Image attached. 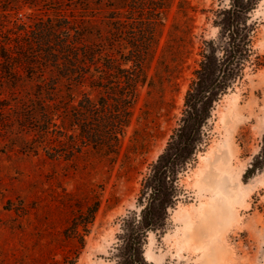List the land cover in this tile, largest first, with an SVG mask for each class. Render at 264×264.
<instances>
[{
    "label": "rangeland",
    "instance_id": "1",
    "mask_svg": "<svg viewBox=\"0 0 264 264\" xmlns=\"http://www.w3.org/2000/svg\"><path fill=\"white\" fill-rule=\"evenodd\" d=\"M92 1L97 0H0V5L21 4L7 23L12 26L31 13L53 14L58 6L79 13ZM180 1L174 0L167 12L160 47L148 71L154 84L141 88L131 124L117 147L106 151L80 144L73 130H54L48 142L41 143L32 132H21L13 116L0 112V264L116 263L123 218L142 208L143 180L179 126L204 40L217 37L216 11L229 3L187 0L181 8ZM252 18L258 21L254 61L264 56V0ZM172 29L174 48L159 65ZM7 96L2 93L0 99ZM202 137L193 159L179 171L180 195L169 210L165 231L149 232L145 256L153 264H264V163L252 168L263 147L264 64L247 63L243 77L215 102ZM220 145L228 147L231 157L218 168L228 172L242 196L234 204L235 218L215 232L223 246L212 244L215 255L208 260L204 253L209 244L184 234L188 220L198 219L200 204L214 197L212 185L201 178L206 169L201 156ZM96 203L99 208L89 230L80 227L83 240L70 226L74 217L88 215Z\"/></svg>",
    "mask_w": 264,
    "mask_h": 264
},
{
    "label": "trees",
    "instance_id": "2",
    "mask_svg": "<svg viewBox=\"0 0 264 264\" xmlns=\"http://www.w3.org/2000/svg\"><path fill=\"white\" fill-rule=\"evenodd\" d=\"M173 1L97 0L79 13L58 6L53 14L31 13L12 26L7 23L21 4L0 5V94H8L0 99V112L13 116L21 132H32L41 143L54 130H73L80 144L106 151L117 147L141 88L154 84L148 71ZM186 1H180L181 8ZM260 1L229 0L216 11L219 34L204 40L179 126L143 180L141 210L123 218L115 264H153L145 256L149 232L165 231L180 195L179 171L200 148L215 102L243 77L248 62L264 64V56L251 58L258 24L252 12ZM175 30L161 49L159 65L174 48ZM258 163H264V137L252 168ZM98 208L96 203L88 215L73 218V234L82 236L80 227L89 230Z\"/></svg>",
    "mask_w": 264,
    "mask_h": 264
},
{
    "label": "bare ground",
    "instance_id": "3",
    "mask_svg": "<svg viewBox=\"0 0 264 264\" xmlns=\"http://www.w3.org/2000/svg\"><path fill=\"white\" fill-rule=\"evenodd\" d=\"M227 118L228 114H225L224 119L227 120ZM230 157V151L224 145H220L219 149L213 150L212 153L201 156L202 160L206 161V169L201 178L212 185L211 187L215 190V194L212 201L200 204L198 219H189L186 223L184 238L193 241L201 238L199 239L200 241L208 243L209 246L205 249L204 253V256L208 260L215 255L211 249L212 244L220 245V240H218V236L216 237L215 232H219V229L223 228L225 222H230L235 218L234 204L241 201L242 193L238 188V184H236L227 171L218 168L220 161L226 163ZM221 231L223 232V229Z\"/></svg>",
    "mask_w": 264,
    "mask_h": 264
}]
</instances>
